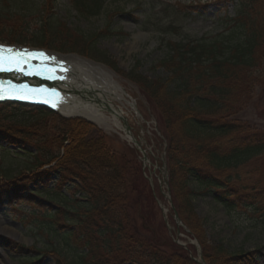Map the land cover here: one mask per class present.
<instances>
[{"label": "trees", "instance_id": "1", "mask_svg": "<svg viewBox=\"0 0 264 264\" xmlns=\"http://www.w3.org/2000/svg\"><path fill=\"white\" fill-rule=\"evenodd\" d=\"M70 2L77 16L90 19L103 11L105 0ZM8 3L10 7L6 3V8H0V39L75 51L114 67L97 48L100 38L116 33L109 23L100 31L85 33L68 23L18 10L17 0ZM234 10V25L210 40L167 41L166 55L154 65L160 75L148 77L138 70L128 74L159 113L167 139L171 197L208 264L255 260L252 251L210 243L194 208L197 194L214 197L219 189L215 199L230 213L232 201L222 199L233 195L238 201V190L245 186L238 187L219 174L264 153V132L242 115L264 77V2L239 0ZM64 126L55 156L46 159L48 152H44L40 158L43 148L38 145L28 159L32 167L27 172L0 174V197L29 204L31 209L25 213L43 219L58 239V246L47 252L57 257V264H196L173 242L156 239L158 228L151 226L155 200L138 160L112 153L102 138L86 136L88 129L74 131L70 121ZM29 127L1 128L0 135L10 147L26 144ZM54 173L58 178L49 187ZM73 189L82 198H75ZM261 189H244L251 201L248 207L255 212L264 210Z\"/></svg>", "mask_w": 264, "mask_h": 264}, {"label": "rangeland", "instance_id": "2", "mask_svg": "<svg viewBox=\"0 0 264 264\" xmlns=\"http://www.w3.org/2000/svg\"><path fill=\"white\" fill-rule=\"evenodd\" d=\"M8 1L0 0V8H6ZM235 1L237 0H106L103 11L90 19L77 16L70 0H17L16 5L18 10H25L34 16L41 14L44 19L68 23L73 29L85 33L100 31L106 23H109L116 32L97 41V48L104 52L106 58L114 62V67L79 53L72 52L67 55H77L92 60L115 73L114 79L122 86L126 93L123 97L128 103L114 98L111 100L116 108L123 111L122 114L132 134L146 151L148 162L143 166V170L144 175H151L152 178V183L148 181V184L155 198L156 211L154 224L151 226L158 228L156 239L160 238L161 241L174 239L181 247L179 249L193 257L197 256V247L192 243L191 237L183 232L184 229L176 226L170 204L165 197V194L169 193L166 192L164 180L159 173L167 142L159 113L148 94L139 84L132 81L128 74L138 70L148 77L160 75L161 72L156 70L154 65L166 55L164 39L185 41L215 37L224 26L233 24L230 18L234 16ZM178 2L183 6L177 5ZM260 2L263 3L264 0H259ZM262 21L264 23V19ZM170 25L175 28L173 31L169 28ZM160 28H164L165 31L161 32ZM0 40L9 43L8 40ZM18 43L70 52L29 41ZM31 109L19 105H0V129H14L31 124L28 131L30 133H25L29 135L26 136L28 139L26 144L22 142L10 147L0 135V174L27 172L28 168L32 167L28 159L34 154L35 146L39 145L43 148L39 153L40 158L44 152H48L46 159H49L60 151L57 138H60L59 135L67 128L64 126L66 120L43 117ZM101 112L111 117L107 108H102ZM242 115L255 124L256 129H264V79L255 89L253 98L243 109ZM60 117L70 120L74 131L81 127L84 130L88 129L85 131L86 136L102 138L112 153L141 159L140 151L124 136L122 120H117L118 125L113 122L104 125L91 122V119L79 115L68 117L62 113ZM219 176L229 178L236 186L248 187L250 184L261 186L262 183L258 180L264 179V154L252 158L235 169H227ZM52 177L57 178L55 174ZM243 199L250 203L248 198ZM12 204L13 202L0 201V264H22L21 258L26 260L25 258L34 255L43 257L39 262L31 261L29 264H57V257L53 262L47 252L51 246H58V239L52 236L42 219L14 211ZM14 207L22 210L30 209V206L22 203ZM194 208L210 243L221 242L230 249L242 248L255 251L258 258L256 264H264L263 212H253L248 207L237 204L228 213L207 194L195 196ZM177 230L179 234H175ZM140 235L143 236V233ZM7 240H12L18 245L11 247L7 244ZM24 246L33 249L27 254L22 253Z\"/></svg>", "mask_w": 264, "mask_h": 264}, {"label": "bare ground", "instance_id": "3", "mask_svg": "<svg viewBox=\"0 0 264 264\" xmlns=\"http://www.w3.org/2000/svg\"><path fill=\"white\" fill-rule=\"evenodd\" d=\"M68 62L71 65L70 78L71 85L80 89L81 93L85 95H90L93 98H97L105 104L108 105L111 109H114V104L111 100L117 99L124 102H127L123 97L122 93L124 92L119 82H117L113 77V72L108 70L102 65L94 64L84 58L78 56H68L66 57ZM82 68H86L92 78H89L85 73L82 72ZM96 76L98 79H96ZM75 80L81 81L80 87L75 84ZM73 91V89L71 90ZM100 107V106H99ZM98 106H91L84 102H79L75 99H70L69 104L63 107L66 109L68 115H81L86 118L92 119L97 124H117L116 116L107 117L99 109ZM116 114H120V110H116ZM4 230H7L4 228Z\"/></svg>", "mask_w": 264, "mask_h": 264}, {"label": "snow or ice", "instance_id": "4", "mask_svg": "<svg viewBox=\"0 0 264 264\" xmlns=\"http://www.w3.org/2000/svg\"><path fill=\"white\" fill-rule=\"evenodd\" d=\"M0 51H2L3 55H0V72H4V71H11L13 70V68H15L17 71H23V68L20 67L21 63L27 62L26 60H24L23 58L25 56L27 57H45V54L43 52H39V53H35V52H28L27 50L24 51H17L14 50L13 48H3L0 49ZM48 57H45V59H47ZM54 71V70H52ZM39 74V73H37ZM49 78H52L51 76H49ZM8 84L11 86V88L13 89H18V90H24L27 89V85H11V82H0V88H2V86L4 84ZM32 92H35L36 90H29ZM40 91H44L43 89H41ZM53 92H55V90H53ZM7 98H13L10 96H5L3 94L2 91H0V100L2 99H7ZM15 98H19V99H24V100H28V99H32V97L30 95H20L18 97Z\"/></svg>", "mask_w": 264, "mask_h": 264}, {"label": "water", "instance_id": "5", "mask_svg": "<svg viewBox=\"0 0 264 264\" xmlns=\"http://www.w3.org/2000/svg\"><path fill=\"white\" fill-rule=\"evenodd\" d=\"M166 184H167V183H166ZM174 218H175L176 221H178V216H177V213H176L175 210H174ZM198 248H199V246H198ZM193 260H194L197 264H206V263L204 262V259H203V257H202V253H201L200 249H198V255H197V257H194Z\"/></svg>", "mask_w": 264, "mask_h": 264}]
</instances>
